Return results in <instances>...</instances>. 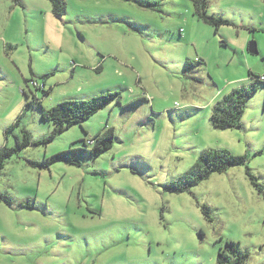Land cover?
Listing matches in <instances>:
<instances>
[{"label": "rangeland", "instance_id": "obj_1", "mask_svg": "<svg viewBox=\"0 0 264 264\" xmlns=\"http://www.w3.org/2000/svg\"><path fill=\"white\" fill-rule=\"evenodd\" d=\"M65 1L57 17L48 0H0V149L18 150L0 176V264H222L227 243L264 264V0H209L230 22L217 30L191 0ZM253 84L242 128L217 129L215 104ZM109 92L120 104L62 133L42 116ZM107 127L109 152L50 164ZM219 150L246 161L167 189Z\"/></svg>", "mask_w": 264, "mask_h": 264}, {"label": "trees", "instance_id": "obj_2", "mask_svg": "<svg viewBox=\"0 0 264 264\" xmlns=\"http://www.w3.org/2000/svg\"><path fill=\"white\" fill-rule=\"evenodd\" d=\"M48 1L52 4L54 16L63 17L67 13L65 0ZM191 1L198 10L199 18L214 26L216 30L221 26L230 24L224 18H217L214 15L210 16L207 14L206 9L209 0ZM186 64H190V62L188 61ZM260 77H256V80L261 81L259 79ZM256 88L254 84L253 86L242 85L233 89L229 94L219 100L215 104L211 116L214 126L222 130L242 128V117L247 101ZM120 99V93L109 92L97 95L89 100L62 101L50 109H43L42 116L45 120L54 124V135H56V133H62L65 129L68 130L76 125H81L113 102L117 101L120 104ZM84 132L86 139L81 140L83 143L82 147L71 146L68 150L55 154L50 158V164L58 161H67L70 164L81 166V160L86 156H90L92 159H98L113 148L116 139L114 128L107 127L91 138H88L89 134L86 131ZM24 137L25 141L24 143L19 142L18 149L31 145L29 137L26 135ZM17 151V148L4 147L0 149V176L7 160ZM245 161L246 159L244 157H237L227 150L205 151L201 154L191 170L177 182L173 183V185L167 186V189L170 192L183 193L198 185L201 181L208 179L214 172H223L229 167L243 165ZM258 190L261 191V188L258 187ZM206 213L207 215L209 214L207 211ZM227 246L231 247L230 251L223 249L219 253V261L222 264H246L248 255L242 254L238 250L236 243H227ZM234 260L236 261L234 262Z\"/></svg>", "mask_w": 264, "mask_h": 264}, {"label": "water", "instance_id": "obj_3", "mask_svg": "<svg viewBox=\"0 0 264 264\" xmlns=\"http://www.w3.org/2000/svg\"><path fill=\"white\" fill-rule=\"evenodd\" d=\"M250 52H251L252 54H255V55H257V54L259 53V51H258V47H257V44H256V43H254V44L250 47Z\"/></svg>", "mask_w": 264, "mask_h": 264}, {"label": "built area", "instance_id": "obj_4", "mask_svg": "<svg viewBox=\"0 0 264 264\" xmlns=\"http://www.w3.org/2000/svg\"><path fill=\"white\" fill-rule=\"evenodd\" d=\"M259 79H260L261 81H264V76H261Z\"/></svg>", "mask_w": 264, "mask_h": 264}, {"label": "crops", "instance_id": "obj_5", "mask_svg": "<svg viewBox=\"0 0 264 264\" xmlns=\"http://www.w3.org/2000/svg\"><path fill=\"white\" fill-rule=\"evenodd\" d=\"M264 76V75H263Z\"/></svg>", "mask_w": 264, "mask_h": 264}]
</instances>
